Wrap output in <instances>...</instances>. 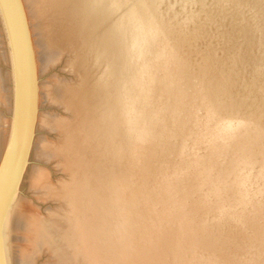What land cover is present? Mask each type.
<instances>
[{
    "label": "bare ground",
    "instance_id": "1",
    "mask_svg": "<svg viewBox=\"0 0 264 264\" xmlns=\"http://www.w3.org/2000/svg\"><path fill=\"white\" fill-rule=\"evenodd\" d=\"M21 2L37 86L30 154L37 159L59 157L68 182L72 177L85 181L94 169L95 149L82 147L104 148L106 218L99 225L91 213L92 225L80 230L81 217H71L78 210H70L64 217L70 216L74 228L54 237L60 228L35 217L20 195L22 176L2 223L3 264H33L45 251L56 264V257L75 258L80 250L84 257L76 256L79 264H215L220 243L238 254L233 238L221 233V223L205 212L203 196L197 189L190 192L222 165L234 178H243L241 169L250 179L251 224L264 235V0ZM63 52L64 68L75 79L65 85L42 80ZM0 57L9 68L0 74V108L9 113L0 115L1 160L13 98L1 18ZM89 67L101 69L89 73ZM52 105L63 106L67 115L43 110ZM39 128L55 130L60 142L41 146L36 139ZM131 147L137 154H130ZM87 154L90 159H84ZM33 171L35 191L44 198L62 197L65 188L56 192ZM184 171L192 179L183 181ZM185 199L192 205L197 201L195 217L204 213L194 223L205 224L199 235L205 233L213 248L197 244L196 249L192 215L187 210L189 220L183 210ZM55 213L48 217L53 219ZM221 221L240 229V224ZM251 234L247 226L245 235ZM260 240L264 243V237ZM81 242L88 248L86 256ZM63 245L72 250L59 252ZM257 259L264 264L262 256Z\"/></svg>",
    "mask_w": 264,
    "mask_h": 264
},
{
    "label": "rangeland",
    "instance_id": "2",
    "mask_svg": "<svg viewBox=\"0 0 264 264\" xmlns=\"http://www.w3.org/2000/svg\"><path fill=\"white\" fill-rule=\"evenodd\" d=\"M6 49V48H5ZM67 58V55L65 52L62 53L61 58L57 63L52 65L48 71L42 76V80H46L48 78H52L53 81L58 80L63 85L73 81L75 79V74L72 72H68L64 68L65 64V59ZM82 60V59H81ZM114 68V67H113ZM8 66L4 63L3 59L0 57V74L3 77L5 72L8 70ZM101 68L95 67L94 69H91V67L88 68V72H98ZM94 83H91L89 85H93ZM7 85V84H6ZM166 86L165 84L162 87V90L165 89ZM161 88V87H160ZM159 88V89H160ZM161 91V89H160ZM92 106V105H91ZM98 106L95 105L94 108ZM207 107V105H205ZM63 106L61 105H52V106H46L43 108V110L46 113H50L52 115H57V116H66V112L62 108ZM90 107V106H89ZM204 107L200 106L199 110H203ZM0 115L1 116H9V113L5 111V109L0 108ZM151 116V114L149 115ZM73 115V120L78 119L77 117L74 119ZM82 118V117H81ZM198 118V116L196 117ZM70 120V119H68ZM72 120V119H71ZM36 139L39 140L40 142L42 141L41 146H45L46 144H57L60 142L58 139V134L55 130L52 131H47L44 128H39L36 131ZM104 139V138H102ZM101 139V140H102ZM58 141V142H56ZM56 142V143H55ZM98 144H95L93 146L88 145L85 147H82V149H95L93 150L94 155V160H93V166L91 163H89L91 167L90 170L93 169V172L89 176H91L89 179L82 181V179H76L72 177V180L68 182V176L66 173L63 171V164L62 160L59 157L56 158H50V159H42L34 155V153H31L29 158H28V164L26 165L25 172L23 174V180L20 184V189L19 193L20 195L23 196L24 201H26L28 206L31 209H34V216L37 218H41L44 221H48L49 224L51 225H56L60 230L58 232H54L53 236H60L59 234L64 235L68 229H73L74 228V221H71L70 216H68L65 219V214L70 212V210H78L76 214H74L71 217H81V220L78 219V224L80 230H87L90 225H92L91 221V213H94L93 217V222L100 224H103L105 222V196L103 197L104 193V184L103 181L106 180V172H107V157L103 155L104 148L99 149ZM117 147V146H116ZM134 153H133V152ZM192 151V150H191ZM190 151V153H191ZM130 154H137L135 148L131 147L129 148ZM220 152V151H218ZM227 155L222 154V159L226 160ZM219 157V156H218ZM217 157V158H218ZM84 159H90V156L87 154ZM224 163V162H223ZM39 168V169H38ZM211 168H213V165H211ZM40 172L44 176V179L47 181V184L50 185L56 192L59 190H63L62 197L60 196L58 199H54L53 197H48L44 198L40 195L38 191H35L33 189V184L30 181L32 173L34 172ZM212 170V169H211ZM225 170V172H224ZM211 172V171H210ZM238 172L243 176L242 179H236L234 178L235 173L228 172L225 168L224 165L221 166L220 170H214L211 173H208V179H205L202 185L197 184L196 186L191 189V193L196 192L197 189V194L199 196H203V206L205 208V212L207 215L211 216L214 222L218 224V222L221 223V225L218 224L219 226V231L224 234H229L233 238V245L235 248H239L238 254H232L228 252L225 245H221L220 243V248L218 255L216 257L215 264H257L256 261L260 260L257 259L259 256H262L264 258V243L260 242V239H263L264 235L260 237V232H256V228L254 229L252 226V207H251V182L248 177L245 176L243 171L241 169L238 170ZM89 173V172H88ZM78 176H81L80 172H78ZM187 172L184 171V179L185 182L187 180L192 179L187 176ZM189 177V179H187ZM198 180V179H197ZM185 185V184H184ZM185 187V186H184ZM196 194V195H197ZM195 195V196H196ZM93 198L95 200H93ZM184 205H183V210L187 213V210L191 212V214L188 212L187 216L188 219L192 220L191 226L193 225L194 227H191L196 233L194 232V241L195 242V247L198 249V246L202 244V247H207L208 245L211 246L208 248H213V244L209 242L208 238L206 235L202 234L199 235L202 227L205 224L199 223L201 216L200 214L199 219L198 217H195V209L196 206H193L197 201H194L193 205L188 202V200H183ZM188 204V205H187ZM192 208V210L189 207ZM187 207V208H186ZM95 210L97 212L95 213ZM195 210V211H194ZM51 212L52 214L54 212L55 216L54 218L50 219L48 217V213ZM190 214V215H189ZM194 215V216H193ZM226 220L227 222L235 225V224H240V229H231L227 228L224 223L221 221V219ZM199 221H198V220ZM218 222H217V221ZM194 221L196 223H194ZM71 222V223H70ZM252 223V224H251ZM94 224V223H93ZM198 226V227H197ZM248 228L252 231V234L247 237L245 235V231ZM71 227V228H70ZM195 228V229H194ZM200 229V231L198 230ZM227 232V233H226ZM101 234V232L99 233ZM210 234V233H209ZM205 237H202V236ZM197 236V237H196ZM199 236V237H198ZM199 239V240H198ZM206 240L205 242H202L201 240ZM200 242V244H199ZM198 244V246H197ZM219 245V242H216L214 245L217 247ZM213 246V247H212ZM80 247L83 249L85 252V256L88 255L87 251L88 248L85 246L83 242L80 243ZM201 247V249H202ZM207 248V250H208ZM69 252L72 250V248L64 247V245L59 248L60 251H68ZM60 256V255H59ZM78 257L82 256L84 257V254L82 253V250H80L79 253H77ZM76 256L75 258H66L65 260L57 258V263L56 264H79L76 261ZM196 256V255H195ZM100 257V256H99ZM86 259V257H85ZM261 261V260H260ZM53 262V257L50 256L47 251L45 252H40L34 259L33 264H50ZM259 262V261H258ZM262 262V261H261ZM106 264L105 260L99 261L98 264ZM54 264V263H51ZM82 264V263H80ZM93 264V260L91 262ZM95 264V261H94Z\"/></svg>",
    "mask_w": 264,
    "mask_h": 264
},
{
    "label": "water",
    "instance_id": "3",
    "mask_svg": "<svg viewBox=\"0 0 264 264\" xmlns=\"http://www.w3.org/2000/svg\"><path fill=\"white\" fill-rule=\"evenodd\" d=\"M0 18L9 48L13 88L10 133L0 160V264H3L2 223L28 164L34 137L37 86L32 44L21 0H0Z\"/></svg>",
    "mask_w": 264,
    "mask_h": 264
}]
</instances>
